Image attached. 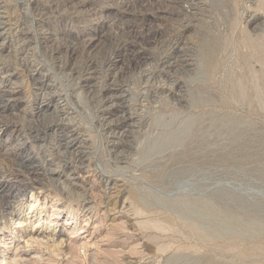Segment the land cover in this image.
<instances>
[{"label": "rangeland", "instance_id": "obj_1", "mask_svg": "<svg viewBox=\"0 0 264 264\" xmlns=\"http://www.w3.org/2000/svg\"><path fill=\"white\" fill-rule=\"evenodd\" d=\"M5 1L0 264H264V0Z\"/></svg>", "mask_w": 264, "mask_h": 264}, {"label": "bare ground", "instance_id": "obj_2", "mask_svg": "<svg viewBox=\"0 0 264 264\" xmlns=\"http://www.w3.org/2000/svg\"><path fill=\"white\" fill-rule=\"evenodd\" d=\"M3 1H5V0H3ZM25 1V0H24ZM134 1H137L138 2V0H134ZM181 0H179V2H180ZM6 2V1H5ZM133 2V1H132ZM132 2H124L123 3V6L126 8V7H130V4L132 3ZM7 3V2H6ZM5 3V4H6ZM9 3V2H8ZM22 3V2H21ZM190 3V2H189ZM4 4V3H3ZM188 4V3H187ZM200 5V3H191L190 5H189V9L191 8V10H196V8H198V6ZM202 5V4H201ZM8 6V5H7ZM6 6V7H7ZM8 9V8H7ZM19 9V8H18ZM17 9V10H18ZM38 8H36L35 10H37ZM9 10V9H8ZM39 11V10H38ZM41 11V10H40ZM264 11V10H263ZM14 12V11H13ZM44 12V11H43ZM8 13V12H7ZM41 13V12H40ZM11 14V13H10ZM256 14V13H255ZM44 15V14H43ZM42 15V16H43ZM131 16H134L135 17V19H138V12H134V13H132V14H130ZM247 18V17H246ZM250 18V17H249ZM256 18H257V16H256ZM259 19V18H258ZM16 20V19H15ZM252 20H254V19H252ZM252 20L251 19H249L248 21H247V23L249 24V25H251L252 24ZM257 20V19H256ZM254 22V21H253ZM4 23V22H3ZM17 23V22H16ZM255 23V22H254ZM1 24V23H0ZM23 24H24V22H23ZM2 25V24H1ZM247 25V24H246ZM254 26V25H253ZM15 27H17V26H15ZM245 27V26H244ZM232 31V30H231ZM256 37V36H255ZM19 38V37H18ZM22 39V38H21ZM170 39L174 42H172L173 43V45H178L179 43H180V38H178V37H176L175 39H172L171 37H170ZM251 39V38H250ZM24 40V39H23ZM169 40V39H168ZM30 41V40H29ZM166 41V40H165ZM170 42V41H169ZM251 42V41H250ZM23 43H25L24 41H23ZM27 43H28V40H27ZM115 43V42H114ZM21 44V43H20ZM261 45V44H260ZM25 46V45H24ZM132 46V45H131ZM173 47V46H172ZM171 47V48H172ZM133 48V47H132ZM19 49V48H18ZM174 49H175V46H174ZM174 49H173V51H174ZM178 50V49H177ZM131 52V51H130ZM133 52V51H132ZM131 52V53H132ZM182 53H184V52H182ZM111 55V54H110ZM132 55H133V53H132ZM32 56V55H31ZM131 56V55H130ZM135 56V55H134ZM189 57V56H188ZM132 59V58H131ZM92 60H93V58H92ZM98 60V59H97ZM2 61V60H1ZM90 62H92V61H90ZM98 62V61H97ZM109 63L111 64V63H113V64H111V65H115L116 64V61H114L113 62V60L111 61H109ZM135 65H134V67H133V69L131 68V66L129 65V67H130V69H131V72H129V73H131V74H137V78L134 80L135 81V84H138V78H140V77H138V75L140 76V74L138 73V67L140 68V67H142V66H140V64H138V63H134ZM96 66V65H95ZM87 67V66H86ZM62 68V67H61ZM64 68V67H63ZM62 68V69H63ZM93 68H95V67H93ZM92 68V69H93ZM183 68V67H182ZM263 68V67H262ZM80 69V68H79ZM83 69V68H82ZM89 69V68H88ZM250 69V68H249ZM55 70V69H54ZM73 70V69H72ZM87 70V69H86ZM137 71V72H136ZM140 71V70H139ZM128 72V71H127ZM141 72V71H140ZM80 73V72H79ZM85 73V72H84ZM144 73V72H143ZM154 73V72H153ZM146 74V73H145ZM143 75V74H142ZM150 75V74H149ZM78 76V75H77ZM83 76V75H82ZM81 76V77H82ZM131 76V75H130ZM145 76V75H144ZM131 78V77H130ZM134 78V77H133ZM146 79V77H142V78H140V81L141 80H143V79ZM149 78V77H148ZM115 79V78H114ZM152 79H153V76H152ZM133 80V79H132ZM157 80H159V79H157ZM145 81V80H144ZM146 81H147V79H146ZM155 81V80H154ZM149 82V81H148ZM133 83V82H132ZM147 83V82H146ZM145 83V85H147ZM156 83V82H155ZM134 84V85H135ZM173 84V83H172ZM48 85V84H47ZM117 85V84H116ZM133 85V86H134ZM143 85H144V83H143ZM159 85V84H158ZM157 85V86H158ZM49 86V85H48ZM124 86V85H123ZM135 86H137V85H135ZM155 86V85H154ZM172 86V85H171ZM42 87V86H41ZM46 87V86H45ZM95 87V86H94ZM119 87V86H118ZM120 87H121V85H120ZM132 87V86H131ZM143 87V86H142ZM40 88V87H39ZM124 89V88H123ZM166 89V88H165ZM138 90V89H137ZM149 90V89H148ZM168 90H170V89H168ZM167 90V91H168ZM166 91V92H167ZM172 91V90H171ZM143 92H144V90H143ZM146 92V91H145ZM164 92V91H163ZM173 92V91H172ZM176 92V91H175ZM46 93V92H45ZM96 93V92H95ZM141 93V92H140ZM147 93V92H146ZM94 94V93H93ZM142 94H144L145 95V93H142ZM141 94V95H142ZM161 94V93H160ZM172 94V93H171ZM174 94V93H173ZM49 95V94H48ZM53 95V94H52ZM55 95V94H54ZM138 95V94H137ZM149 96V94H146V96ZM94 96V95H93ZM140 96V95H139ZM146 96H145V99H146ZM148 96H147V98H148ZM142 97V96H141ZM96 98V97H95ZM114 98V97H113ZM124 98V97H123ZM59 99V98H58ZM139 99V98H138ZM142 99H143V97H142ZM94 100V99H93ZM142 102H143V100H142ZM180 102V101H179ZM133 103V102H132ZM187 104V103H186ZM135 105H136V103H135ZM150 105V104H149ZM174 106V105H173ZM119 107V106H118ZM124 109V108H123ZM133 110V109H132ZM2 111V110H1ZM59 113H61V117L62 116H64V118H65V116H66V114L64 113V111L61 109V111H58ZM58 112H57V114H58ZM129 112V111H128ZM54 113H55V111H54ZM130 113V112H129ZM129 113H127V114H129ZM56 114V113H55ZM54 114V115H55ZM90 115V114H89ZM128 116V115H127ZM132 116H133V114H132ZM141 116V115H140ZM57 117V116H56ZM59 117H60V115H59ZM69 117V116H68ZM63 118V119H64ZM72 118V117H71ZM107 118V117H106ZM63 119H58V120H63ZM137 119V118H136ZM143 119V118H142ZM76 120V119H75ZM118 120V119H117ZM140 120V119H139ZM147 120V119H146ZM72 121V120H71ZM100 121V120H99ZM135 121V120H134ZM120 122V121H119ZM132 122H133V119L131 118V117H123L122 119H121V124H122V128H124V127H131V124H132ZM137 124H138V122H137ZM171 124V123H170ZM104 125V124H103ZM107 125V124H106ZM105 125V126H106ZM159 125V124H158ZM115 126H117V125H115ZM120 126V125H119ZM133 126H135V124L133 125ZM132 126V127H133ZM60 127V126H59ZM97 127H99V126H97ZM121 127V126H120ZM119 127V128H120ZM101 128V127H100ZM111 128V127H110ZM126 130V129H125ZM107 131V130H106ZM109 131V130H108ZM118 131V130H117ZM110 132V131H109ZM113 132V131H112ZM121 132V131H120ZM118 133V132H117ZM179 133V132H178ZM113 134V133H112ZM116 134V133H115ZM125 134V133H124ZM137 134V133H136ZM25 135V134H24ZM133 136V135H132ZM120 137H121V135H120ZM134 137V136H133ZM119 138V137H118ZM75 139V138H74ZM116 139V138H115ZM70 140V139H69ZM34 141V140H33ZM110 141V140H109ZM72 143H73V141H67L66 140V143H65V145H64V147H68V148H70L71 146H72ZM113 143V142H112ZM117 145V144H116ZM66 150V149H65ZM121 150V149H120ZM81 151V150H80ZM112 151V150H111ZM47 152V151H46ZM72 152V151H71ZM78 152V151H77ZM83 152V151H82ZM65 153V152H64ZM74 153V152H73ZM60 155V154H59ZM77 155H79V156H76L77 157V159L78 158H80V157H82V155H80L79 154V152H78V154ZM51 156V155H50ZM69 156V155H68ZM88 156V155H87ZM70 157V156H69ZM85 158V157H84ZM87 158V157H86ZM76 159V158H75ZM87 160V159H86ZM77 161V160H76ZM82 161V160H81ZM83 161H84V159H83ZM22 162V161H21ZM64 162V161H63ZM81 163V162H80ZM74 164V163H73ZM88 164V163H87ZM75 165V164H74ZM78 165V164H77ZM82 165V164H81ZM84 165V164H83ZM50 171V170H49ZM50 173V172H49ZM37 174V173H36ZM50 175H51V173H50ZM54 176V175H53ZM52 176V177H53ZM47 178V177H46ZM49 178H51V177H49ZM48 178V179H49ZM53 179V178H52ZM62 182V181H61ZM60 182V183H61ZM109 182V181H108ZM63 183H65L64 181H63ZM113 183V182H112ZM107 184V183H106ZM106 184H104L105 186H107ZM113 186H115V185H113ZM103 187V186H102ZM116 187V186H115ZM113 188V187H112ZM105 189H108L107 187L105 188ZM110 190H111V188H109ZM114 189V188H113ZM66 191V190H65ZM103 191H105V190H103ZM112 191V190H111ZM107 192V191H106ZM104 193V192H103ZM108 194V193H107ZM110 194V193H109ZM106 195V194H105ZM108 196V195H107ZM80 198V197H79ZM82 198V197H81ZM106 198H108V197H106ZM110 198V197H109ZM84 200V199H83ZM67 223V222H66ZM17 224H20V223H17ZM22 224V223H21ZM162 229V228H161ZM58 233V232H57ZM60 234L61 233H59V234H56L55 232H53V234H51V238L50 239H48V241L49 242H52V243H56L57 242V239L59 238V236H60ZM59 241V240H58ZM60 244H61V242H59ZM162 251V250H161Z\"/></svg>", "mask_w": 264, "mask_h": 264}]
</instances>
